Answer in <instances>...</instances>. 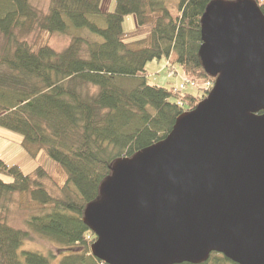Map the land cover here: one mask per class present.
<instances>
[{"label": "trees", "instance_id": "16d2710c", "mask_svg": "<svg viewBox=\"0 0 264 264\" xmlns=\"http://www.w3.org/2000/svg\"><path fill=\"white\" fill-rule=\"evenodd\" d=\"M215 1L178 0L171 7L169 0H116L108 11L102 0H49L47 10L34 0H0L6 41L0 50V126L43 148L67 175L61 194L53 195L44 184L52 175L43 166L25 174L0 157V264H107L91 252L96 236L83 221L86 206L100 197L117 159L165 139L178 117L207 97L205 85L214 76L200 48L204 16ZM253 1L264 13V0ZM130 14L137 15L140 37L123 29ZM85 29L96 37L83 36ZM35 32L33 42L22 37ZM54 33L71 35L65 49L44 39ZM164 56L174 57L196 85L177 90L150 83L147 63ZM22 193L32 214L19 228L9 213L13 195ZM37 238L55 250L23 246ZM229 263L238 264L214 251L202 263L176 264Z\"/></svg>", "mask_w": 264, "mask_h": 264}, {"label": "water", "instance_id": "95a60500", "mask_svg": "<svg viewBox=\"0 0 264 264\" xmlns=\"http://www.w3.org/2000/svg\"><path fill=\"white\" fill-rule=\"evenodd\" d=\"M202 33L208 96L165 139L117 159L86 206L91 252L107 264L202 263L214 251L264 264V13L217 0Z\"/></svg>", "mask_w": 264, "mask_h": 264}, {"label": "rangeland", "instance_id": "374dc122", "mask_svg": "<svg viewBox=\"0 0 264 264\" xmlns=\"http://www.w3.org/2000/svg\"><path fill=\"white\" fill-rule=\"evenodd\" d=\"M115 2L116 0H102L101 7L103 10L113 11L115 8ZM34 3L43 10H47L49 0H34ZM169 4L171 7L172 5H176L177 7L178 0H169ZM123 29L131 37L142 36V34H137L139 32L136 14H130L125 18L123 21ZM85 30L81 32L83 36L88 38L96 37L90 34L87 29ZM38 35L39 34L35 32L34 34L22 37L28 42H33ZM46 38L48 39V44L58 51L65 49L71 41V35L63 33H54L51 35L46 34L44 39ZM5 44L6 41L4 36L0 34V50ZM173 60H175L174 57L168 59L164 56L161 59L149 61L146 67L149 82L168 87L176 86L177 90L181 89V87L184 88L183 90H189L192 86L189 83H186L185 78H187V76L182 74L184 72H182L181 66L176 62H173ZM210 81L213 82L210 86L212 88L214 81ZM184 82L185 86H183ZM211 88L206 90H211ZM89 90L92 93L95 91V88L89 87ZM0 157L10 166H20L25 174L34 175L36 168L43 166L48 173L52 175L51 179L44 180V184L48 191L53 195L61 194V188L66 182L67 175L58 163L51 158L43 148H39L34 144H26L22 134L3 126H0ZM2 178L6 181L12 180L11 177L6 174H2ZM30 207L31 205L28 202L27 195L23 193L14 194L9 213L10 223L15 227L24 228L26 218L32 214ZM23 246L28 249H39L43 252L55 250L51 243H48V241L41 238H37L34 241H27ZM54 264H57V261H54Z\"/></svg>", "mask_w": 264, "mask_h": 264}, {"label": "built area", "instance_id": "2783aa9c", "mask_svg": "<svg viewBox=\"0 0 264 264\" xmlns=\"http://www.w3.org/2000/svg\"><path fill=\"white\" fill-rule=\"evenodd\" d=\"M185 80H186V83H189L191 86L196 85V82L192 78L187 77V78H185ZM183 86H185V82H184ZM210 86H211V81L206 83V85H205L206 89H209ZM181 89H184V88L181 87Z\"/></svg>", "mask_w": 264, "mask_h": 264}, {"label": "bare ground", "instance_id": "6f19581e", "mask_svg": "<svg viewBox=\"0 0 264 264\" xmlns=\"http://www.w3.org/2000/svg\"><path fill=\"white\" fill-rule=\"evenodd\" d=\"M209 93H210V92L207 93V96H208ZM204 99H205V98H204Z\"/></svg>", "mask_w": 264, "mask_h": 264}]
</instances>
